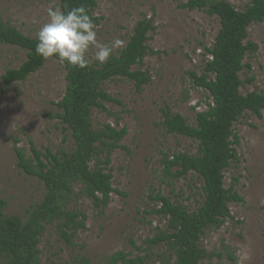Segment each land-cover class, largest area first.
Here are the masks:
<instances>
[{
    "label": "rangeland",
    "instance_id": "1",
    "mask_svg": "<svg viewBox=\"0 0 264 264\" xmlns=\"http://www.w3.org/2000/svg\"><path fill=\"white\" fill-rule=\"evenodd\" d=\"M227 1L242 10L251 0ZM181 2L184 0H96L92 15L97 19L99 42L108 44L119 38L124 46L143 12L153 15L155 30L149 33L147 44L158 53H148L141 64L133 67L148 70L149 83L137 90L127 78L103 82L102 90L122 104L103 101L107 111L94 108L91 114L96 128L104 123L126 127L120 141L125 148L113 151L110 164L112 185L125 195L113 192L101 213L89 198L73 196L68 209L85 212V228L78 231L71 245L58 233L56 222L47 225L38 245L40 264H77V256L88 258L89 264H104L103 258L116 250L140 253L129 239L141 245L159 228H166V219L152 212L156 204L148 198L151 187L179 200L190 212L201 204V181L195 174L171 180L170 185L162 175V152L197 153L196 140L165 131L162 109L167 105L195 125L196 111L206 110L211 102L206 90L192 86L187 71H203L209 58L205 48L212 45L219 21L203 10L181 7ZM50 7H58V0H0V18L36 37L39 27L48 20ZM247 40L258 47L244 58L250 68L241 72L242 93L264 90V21L248 26ZM121 48L111 55H117ZM95 51L90 48L88 59L90 64L98 65ZM25 58V50L0 43V199L6 201V214H17L22 220L45 190L38 177L17 167L14 146L27 157L31 156L29 139L37 148L55 151L67 133L59 118L47 116L58 111L53 102L65 91V69L60 61L45 60L25 80L3 85L5 70L18 67ZM250 77L252 82L247 81ZM233 128L240 138L239 144L233 145L238 161H232L224 170V184H233L244 201L229 202L232 218L204 230L199 244L215 254L200 264H264V110L261 116L247 111ZM63 145L72 148L70 136ZM79 189L80 185H74L75 192ZM152 250L164 252L165 248Z\"/></svg>",
    "mask_w": 264,
    "mask_h": 264
},
{
    "label": "trees",
    "instance_id": "2",
    "mask_svg": "<svg viewBox=\"0 0 264 264\" xmlns=\"http://www.w3.org/2000/svg\"><path fill=\"white\" fill-rule=\"evenodd\" d=\"M81 3L92 15L96 0H58V8L70 10ZM179 6L203 10L219 21L212 45L205 48L209 58L203 71L200 74L187 71L192 86L208 92L211 99L208 108L196 111L195 125L189 124L181 113L172 112L167 105L162 109L161 125L167 133L197 141L196 154L162 152L163 180L170 185L171 180L195 174L201 181L202 201L195 211L190 212L179 200L151 187L148 198L156 204L152 212L166 219V228H159L141 245L129 239L140 253L133 255L130 251L116 250L103 258L104 264H200L205 257L215 254L208 253L199 244L204 230L219 227L227 217L232 218L229 202L244 201L233 184L225 186L224 170L232 161H238L233 145H238L240 138L234 131V123L247 111L261 116L264 110V90L247 93L240 90L244 83L241 72L245 67L250 68L244 58L258 47L247 40L248 26L264 21V0H251L242 10L227 0H184ZM154 30L153 15L142 12L125 45L105 64L89 63L88 67L80 69L62 63L65 91L58 101L53 102L58 111L47 116L59 118L67 133L55 151L49 147L37 148L29 139L31 156L27 157L21 148L14 146L17 167L38 177L45 191L41 200L28 210L24 220L17 214H6V201L0 199V264H40V237L46 226L53 222H56L61 237L73 245V238L85 228L87 218L83 211L68 209L73 196L89 198L101 213L110 203L113 192L125 195L112 185L110 164L113 151L125 148L120 141L126 134V127L104 123L96 128L91 114L94 108L107 111L103 101L122 104L102 90L103 82L115 77L127 78L140 90L151 81L148 70L133 67L141 64L148 53H158L147 44L149 33ZM0 43L17 46L26 52L25 60L18 67L7 68L2 74L4 86L25 80L45 62L35 53L36 37L24 34L2 18ZM247 81L252 82L253 77ZM68 136L72 144L70 150L63 145ZM91 161H94L92 166ZM76 184L80 185L77 192L74 191ZM154 247L165 250L153 252ZM75 262L89 264L90 260L77 256Z\"/></svg>",
    "mask_w": 264,
    "mask_h": 264
},
{
    "label": "clouds",
    "instance_id": "3",
    "mask_svg": "<svg viewBox=\"0 0 264 264\" xmlns=\"http://www.w3.org/2000/svg\"><path fill=\"white\" fill-rule=\"evenodd\" d=\"M47 14V22L37 31L35 45V53L44 60L55 57L61 63L83 69L89 66L90 48L96 49L94 58L103 65L108 62L114 49L123 46L119 38L108 44L97 40L94 17L83 3L63 11L50 7Z\"/></svg>",
    "mask_w": 264,
    "mask_h": 264
}]
</instances>
